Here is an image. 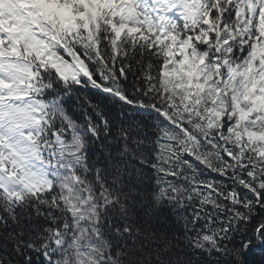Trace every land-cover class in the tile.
Returning a JSON list of instances; mask_svg holds the SVG:
<instances>
[{
    "label": "snow or ice",
    "instance_id": "6c2138e0",
    "mask_svg": "<svg viewBox=\"0 0 264 264\" xmlns=\"http://www.w3.org/2000/svg\"><path fill=\"white\" fill-rule=\"evenodd\" d=\"M0 264H264V0H0Z\"/></svg>",
    "mask_w": 264,
    "mask_h": 264
},
{
    "label": "trees",
    "instance_id": "16d2710c",
    "mask_svg": "<svg viewBox=\"0 0 264 264\" xmlns=\"http://www.w3.org/2000/svg\"><path fill=\"white\" fill-rule=\"evenodd\" d=\"M257 258H258V255H257Z\"/></svg>",
    "mask_w": 264,
    "mask_h": 264
}]
</instances>
